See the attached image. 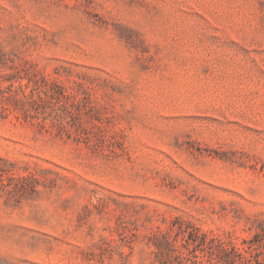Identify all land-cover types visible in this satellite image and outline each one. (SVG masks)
<instances>
[{"label": "rangeland", "instance_id": "rangeland-1", "mask_svg": "<svg viewBox=\"0 0 264 264\" xmlns=\"http://www.w3.org/2000/svg\"><path fill=\"white\" fill-rule=\"evenodd\" d=\"M264 0H0V264H258Z\"/></svg>", "mask_w": 264, "mask_h": 264}, {"label": "trees", "instance_id": "trees-1", "mask_svg": "<svg viewBox=\"0 0 264 264\" xmlns=\"http://www.w3.org/2000/svg\"><path fill=\"white\" fill-rule=\"evenodd\" d=\"M224 250L226 252L230 251L237 254L242 253L243 250L248 252L259 250L258 255L261 256V259L258 260V264H264V243L252 241V242H248V245L242 248L233 244L230 245L229 247H225Z\"/></svg>", "mask_w": 264, "mask_h": 264}]
</instances>
